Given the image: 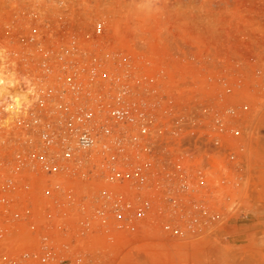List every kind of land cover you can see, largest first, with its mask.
Returning <instances> with one entry per match:
<instances>
[{"label": "rangeland", "instance_id": "374dc122", "mask_svg": "<svg viewBox=\"0 0 264 264\" xmlns=\"http://www.w3.org/2000/svg\"><path fill=\"white\" fill-rule=\"evenodd\" d=\"M72 34L121 52L137 84H163L185 114H242L234 157L225 169L201 142L184 164L202 195L156 202L134 230L44 247L28 228L43 217V184L26 190L14 171L37 103H0V264H264V214L241 206H264V0H0V70L16 77L15 97L26 78L44 86L52 45Z\"/></svg>", "mask_w": 264, "mask_h": 264}, {"label": "built area", "instance_id": "2783aa9c", "mask_svg": "<svg viewBox=\"0 0 264 264\" xmlns=\"http://www.w3.org/2000/svg\"><path fill=\"white\" fill-rule=\"evenodd\" d=\"M95 32H104L102 23ZM55 46L52 66L41 76L44 86L29 79L37 105L21 128L23 151L14 170L24 175L26 190L34 188L32 181L43 184V217L28 225L42 246L134 230L156 202L202 195L184 164L201 142L230 168L242 114L232 108L185 114L163 84H137L133 64L102 40L86 47L72 34Z\"/></svg>", "mask_w": 264, "mask_h": 264}, {"label": "bare ground", "instance_id": "6f19581e", "mask_svg": "<svg viewBox=\"0 0 264 264\" xmlns=\"http://www.w3.org/2000/svg\"><path fill=\"white\" fill-rule=\"evenodd\" d=\"M5 58V57H4ZM7 66V65H6ZM4 69V68H3ZM5 71V70H4ZM7 72V71H6ZM4 73L3 71L1 72L0 70V103H4V108L6 106V110H9V111H13V109L16 107H18L20 104L19 103H22L24 102L25 104L28 103L27 102V95L33 91V87L31 84H29V81L28 79L26 78V83H27V88H26V91H24L23 93L21 92V94H19L18 91V95H20L19 97H15L14 95V91L16 88H14V90H12V88L10 87L12 85V83L15 82V78L9 76V74L7 73ZM21 76V75H20ZM24 78V77H23ZM25 79V78H24ZM23 79V80H24ZM15 84V83H14ZM29 84V85H28ZM19 85V84H18ZM21 86V85H20ZM25 86V85H24ZM14 87V86H13ZM18 90V89H17ZM21 90V89H20ZM26 93V94H25ZM28 95V96H29ZM29 99V98H28ZM29 101V100H28ZM19 104V105H18ZM1 105V104H0ZM3 105V104H2ZM18 105V106H17ZM23 105V104H22ZM15 106V107H13ZM22 107V106H21ZM19 108V107H18ZM3 111V110H2ZM15 115V114H14ZM12 115V117L14 116ZM16 116V115H15ZM14 116V117H15Z\"/></svg>", "mask_w": 264, "mask_h": 264}, {"label": "crops", "instance_id": "0c3cea01", "mask_svg": "<svg viewBox=\"0 0 264 264\" xmlns=\"http://www.w3.org/2000/svg\"><path fill=\"white\" fill-rule=\"evenodd\" d=\"M261 119L264 121V114H257L256 122H259ZM245 201L246 200H243L242 204H241V206L243 207L244 211H246V210L251 211L250 209H252V210L258 209L261 214H264V206H259L258 208H256L252 204H250V205L247 204Z\"/></svg>", "mask_w": 264, "mask_h": 264}]
</instances>
